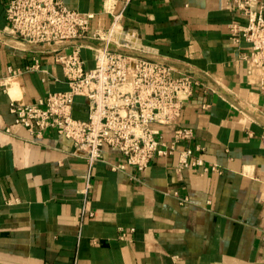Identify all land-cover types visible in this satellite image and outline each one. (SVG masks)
<instances>
[{"label": "crops", "instance_id": "crops-1", "mask_svg": "<svg viewBox=\"0 0 264 264\" xmlns=\"http://www.w3.org/2000/svg\"><path fill=\"white\" fill-rule=\"evenodd\" d=\"M66 1L92 14L90 31L106 30L121 6ZM241 21L232 0H129L123 26L136 42L202 81L180 124L195 132L186 146L201 144L218 171L179 169L177 154L145 171L114 170L110 163L125 160L106 147L86 202L93 214L84 216L85 159L54 130L36 136L14 124L10 110L13 99L35 103L68 89L62 67L36 46L1 43L0 264H264V92L260 69L240 57L246 44L232 38L229 25ZM82 56L91 68L93 51ZM81 104L76 114L85 116ZM158 127L169 140L171 129Z\"/></svg>", "mask_w": 264, "mask_h": 264}, {"label": "built area", "instance_id": "built-area-1", "mask_svg": "<svg viewBox=\"0 0 264 264\" xmlns=\"http://www.w3.org/2000/svg\"><path fill=\"white\" fill-rule=\"evenodd\" d=\"M128 3L121 0L106 30L90 31L92 14L71 8L66 0H7L6 24L0 29V45L13 40L36 46L51 53L62 67L68 89L50 92L35 103L13 99L10 110L14 124L36 136L54 130L72 141L73 154L85 159L82 216L93 214L86 202L106 147L117 149L125 160L110 163L114 170L128 164L145 171L154 159L177 154L179 169L218 171L217 166L205 164L201 144L186 146L195 132L180 124L202 81L136 42V34L123 26ZM232 7L242 18L229 25L232 38L246 44L240 57L260 69L259 86L264 92V0H232ZM94 41L97 45L90 43ZM85 48L93 51L91 68L85 67ZM37 63L28 70H38ZM20 72L10 69L11 74ZM79 100L85 116L76 114ZM158 126L171 129L169 140ZM128 231L121 229V238Z\"/></svg>", "mask_w": 264, "mask_h": 264}]
</instances>
